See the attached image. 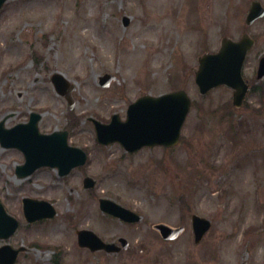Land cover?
<instances>
[{
  "label": "rangeland",
  "instance_id": "374dc122",
  "mask_svg": "<svg viewBox=\"0 0 264 264\" xmlns=\"http://www.w3.org/2000/svg\"><path fill=\"white\" fill-rule=\"evenodd\" d=\"M251 1L10 0L4 6L0 121L10 128L39 113L42 132L68 130L71 144L90 155L86 167L67 177L43 168L21 180L15 171L22 153L0 145V202L20 222L0 247L23 248L16 264H264V82L253 81L245 106L229 110H221L232 99L229 88L202 96L195 83L198 58L218 49ZM55 74L77 86L73 110L56 92ZM106 74L113 76L107 87L100 83ZM181 90L195 104L174 149L129 154L119 144L97 143L91 118L125 119L138 98ZM86 176L97 181L94 192L83 188ZM27 197L51 202L56 217L28 223ZM99 198L137 211L142 221L127 226L105 217ZM193 215L212 224L198 244ZM160 223L186 231L163 242L153 228ZM82 229L108 243L123 237L129 247L90 253L79 246Z\"/></svg>",
  "mask_w": 264,
  "mask_h": 264
},
{
  "label": "water",
  "instance_id": "95a60500",
  "mask_svg": "<svg viewBox=\"0 0 264 264\" xmlns=\"http://www.w3.org/2000/svg\"><path fill=\"white\" fill-rule=\"evenodd\" d=\"M8 0H0V10ZM250 44L249 42H245ZM217 55H206L200 58V68L196 73L197 84L202 94H207L211 89L227 85L236 90L235 105L240 107L247 94L241 69L245 58L246 49L242 46H228ZM112 76H103L102 85H108ZM57 91L65 96L71 108L74 106L71 97L75 85L71 84L63 75L58 74L53 78ZM191 109V99L186 91L165 94L160 97L146 96L132 104L128 109L127 120L122 121L120 116L113 117L109 125L93 120L98 141L108 145L113 142L121 143L129 152H135L145 146L174 147L181 139V130ZM38 116L33 115L28 124L16 126L10 130L5 128V121L0 122V143L5 148H17L26 157V163L17 168L19 178L32 175L43 166L58 168L61 175H67L73 168L82 166L87 161V154L68 145V133H55L42 135L38 128ZM90 182V181H89ZM92 186L93 183H90ZM25 216L29 222L43 218H52L56 215L55 209L46 202L25 199ZM103 211L118 216L129 222H138L140 217L115 203L102 200ZM196 241L200 242L205 233L210 229L211 223L198 216L193 217ZM18 228L15 218L9 216L0 203V239H8ZM165 238H175L180 230L174 231L161 224L156 226ZM81 246H89L92 250L104 249L107 252H119L121 249L115 245L103 243L90 231L79 233ZM127 248L128 243L121 240ZM19 251L10 246L0 248V264H15Z\"/></svg>",
  "mask_w": 264,
  "mask_h": 264
},
{
  "label": "flooded vegetation",
  "instance_id": "af4514ba",
  "mask_svg": "<svg viewBox=\"0 0 264 264\" xmlns=\"http://www.w3.org/2000/svg\"><path fill=\"white\" fill-rule=\"evenodd\" d=\"M248 14L249 8L246 10V12H241L240 16L236 19V23L234 22L235 26L233 27V30L229 33L223 34L222 40L228 38L235 42H241L245 40H252L254 42L253 46L247 52L243 67V76L247 84L250 86L249 92H251L253 88V81L257 80V83L264 82V78L259 79V75L264 74V48H259V44L264 41V28H259V26H257V24L261 23L262 21L264 22V15L261 18L251 22V24H248ZM220 47L221 45L218 47V50ZM91 192H94V189L91 190ZM98 200H100V198ZM182 227H184L185 232V226L182 225ZM173 241L175 240L163 239V242Z\"/></svg>",
  "mask_w": 264,
  "mask_h": 264
}]
</instances>
